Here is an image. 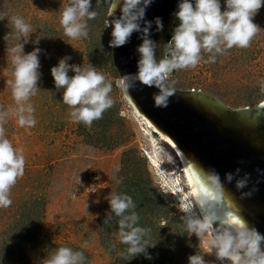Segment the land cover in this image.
<instances>
[{
  "label": "rangeland",
  "instance_id": "rangeland-1",
  "mask_svg": "<svg viewBox=\"0 0 264 264\" xmlns=\"http://www.w3.org/2000/svg\"><path fill=\"white\" fill-rule=\"evenodd\" d=\"M68 3L0 0V11H7L9 17L21 15L32 25L34 33L24 51L41 49V90L31 100L37 124L22 128L12 117L5 125L7 138L23 148L26 166L24 176L11 189L12 205L0 208V264H45L59 246L83 250L87 264H188L190 255L207 251L208 236L199 241L184 230L183 213L172 194L176 177L169 174L166 164V160L175 161L174 153L140 121L119 86L106 27L108 6L96 8V0H92L99 15L88 21L89 37L69 39L59 23ZM221 6L223 10L224 0ZM254 23L262 30L250 47L233 48L218 56L215 63H205V53L195 68L171 74L169 80L175 82V89L204 92L230 108L262 102L264 6ZM10 29L7 18L0 20V105L5 108L15 107L6 85L12 78L5 40ZM37 36L43 37L34 44ZM65 56L71 57L69 64L95 66L113 83L111 95L116 103L91 127L70 122V109L62 101V91L55 88L51 68ZM69 75L74 73L70 71ZM178 174L185 186L181 170ZM94 176L98 179L93 182ZM111 191L132 196L140 225L151 228V242L156 244L147 249L150 259L144 254L127 261L119 258L125 246L118 243L117 218L113 216L112 222L104 225ZM112 243H117L114 251L110 250ZM204 259L220 264L214 254H205Z\"/></svg>",
  "mask_w": 264,
  "mask_h": 264
},
{
  "label": "clouds",
  "instance_id": "clouds-1",
  "mask_svg": "<svg viewBox=\"0 0 264 264\" xmlns=\"http://www.w3.org/2000/svg\"><path fill=\"white\" fill-rule=\"evenodd\" d=\"M180 0L175 16L179 23L174 28L170 41L164 45V55L156 59L157 43L150 38V21L144 20L145 10L151 0H96V8L108 6L106 27H112V39L109 46L121 47L128 43L134 32H142V43L137 47L139 60L135 74H125L119 80L120 88L129 93L137 82L159 91L153 94L156 107H167L169 98L176 92L174 81L169 78L174 71L195 68L204 60L215 63L218 56L226 54L233 48L246 49L262 30L254 23V17L264 0ZM95 8V9H96ZM119 8L120 15L114 16ZM93 9L92 0H69L60 14L59 23L64 35L69 39H87L90 34L88 21L97 18L99 13ZM7 18L11 25L5 36L6 53L11 62V79L6 85L11 89L15 104L13 108L0 105V208H8L13 201L11 189L24 176L26 160L23 148L16 147L6 136L5 125L15 117L22 128H33L37 124L32 97L41 90L39 85L41 49L35 47L25 52L24 47L34 33L32 25L21 15L9 17L7 11H0V20ZM157 30L163 24L155 18ZM37 36L34 44H38ZM15 41V43H9ZM71 57L60 58L58 64L51 68V75L57 91H62V101L70 109L71 123L91 127L94 121L103 118L116 101L112 97L113 83L104 73L90 65L69 64ZM70 71L74 75H69ZM239 173V169L236 170ZM204 188L181 204L180 211L184 230L195 234L199 241L208 236L207 251L204 254L190 255L188 264H209L205 254H214L220 264H264V235L247 223L233 210L227 207L231 200L226 193L223 182L215 170L201 173ZM225 179L232 182L233 173H226ZM248 174L236 179V188L243 189L248 183ZM117 184L121 181L117 179ZM167 193L166 191H163ZM250 193H242V196ZM110 211L106 214L104 225L110 224L113 216L117 218L118 243L124 245L119 258L127 261L140 254L151 258L147 249L154 247L151 242V228L140 225L137 204L132 196L123 192L111 191L108 198ZM117 243L110 245L115 250ZM45 264H87V256L80 249L59 246L45 260Z\"/></svg>",
  "mask_w": 264,
  "mask_h": 264
},
{
  "label": "water",
  "instance_id": "water-1",
  "mask_svg": "<svg viewBox=\"0 0 264 264\" xmlns=\"http://www.w3.org/2000/svg\"><path fill=\"white\" fill-rule=\"evenodd\" d=\"M179 3L180 0H151L145 10L141 28L145 21L152 22L150 38L158 45L157 61L163 58L167 34ZM119 15L117 8L114 16ZM157 17L163 24L159 31ZM108 28L111 35L112 27ZM141 36L142 32H134L125 45L111 47L112 64L120 79L122 75L138 71L137 47L142 43ZM175 90L167 107L154 105L153 94L159 91L155 87L137 82L129 93L122 92L136 111L155 126L156 130L146 126L152 134L163 133L178 147L195 195L204 188L201 173L215 170L231 199L227 207L264 235V102L230 108L201 91ZM226 173L234 174L232 182L225 179ZM245 174L249 177L246 187L237 189L236 179ZM242 193L250 195L242 196Z\"/></svg>",
  "mask_w": 264,
  "mask_h": 264
},
{
  "label": "bare ground",
  "instance_id": "bare-ground-1",
  "mask_svg": "<svg viewBox=\"0 0 264 264\" xmlns=\"http://www.w3.org/2000/svg\"><path fill=\"white\" fill-rule=\"evenodd\" d=\"M111 18L112 17H109V21H111ZM262 102H264V100H262ZM131 107H133V106L131 105ZM133 110H134L135 114L140 118L141 122H144L146 124V126L149 125L150 127H152L153 129L156 130L155 126H153L151 124V122L149 120H147V118H145V116L139 114L134 107H133ZM160 137L163 140V142L166 143L174 153L175 161H173V160L167 161L166 160V164L168 165V170L170 171L169 174L172 175L174 179L176 177V179L173 180L175 185L173 186L172 194H174L175 199L177 200V202L180 204V207H181V204L184 201L188 200L189 198L195 197V192H194L192 183L189 179V176L187 174V171H186L184 162L181 158L178 147L163 133H160ZM159 163H162V162L159 161ZM157 166H159L158 163H157ZM161 167H162V165H161ZM178 168L181 170L180 175H182V177H183V181H184L185 186L183 184H181L180 180L177 178L179 175L178 171H180Z\"/></svg>",
  "mask_w": 264,
  "mask_h": 264
},
{
  "label": "trees",
  "instance_id": "trees-1",
  "mask_svg": "<svg viewBox=\"0 0 264 264\" xmlns=\"http://www.w3.org/2000/svg\"><path fill=\"white\" fill-rule=\"evenodd\" d=\"M192 2L195 3V0H192ZM178 23H179L178 19L175 18V19H174V22H173V24H172V26H171V28H170L168 34H167V39H166V43H165V45L168 43V41H170L171 36H172V33H173V30H174V28L178 25Z\"/></svg>",
  "mask_w": 264,
  "mask_h": 264
},
{
  "label": "built area",
  "instance_id": "built-area-1",
  "mask_svg": "<svg viewBox=\"0 0 264 264\" xmlns=\"http://www.w3.org/2000/svg\"><path fill=\"white\" fill-rule=\"evenodd\" d=\"M97 179H98V178L94 176V177H92V180H91V181L94 182V181H97ZM93 182H91V188H92V189H93V188L95 189V186H94V183H93Z\"/></svg>",
  "mask_w": 264,
  "mask_h": 264
}]
</instances>
